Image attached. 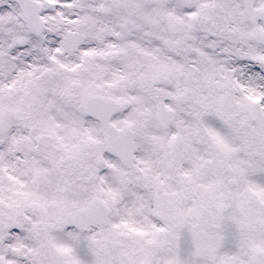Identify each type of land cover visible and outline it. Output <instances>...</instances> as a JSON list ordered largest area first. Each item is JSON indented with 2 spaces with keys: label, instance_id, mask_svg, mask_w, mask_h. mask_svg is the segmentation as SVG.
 Here are the masks:
<instances>
[{
  "label": "snow or ice",
  "instance_id": "obj_1",
  "mask_svg": "<svg viewBox=\"0 0 264 264\" xmlns=\"http://www.w3.org/2000/svg\"><path fill=\"white\" fill-rule=\"evenodd\" d=\"M0 264H264V0H0Z\"/></svg>",
  "mask_w": 264,
  "mask_h": 264
}]
</instances>
